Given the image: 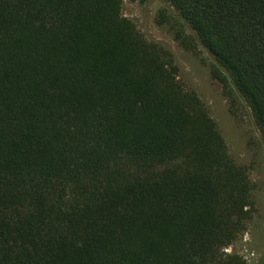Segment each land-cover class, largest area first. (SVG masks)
<instances>
[{"label": "trees", "instance_id": "obj_1", "mask_svg": "<svg viewBox=\"0 0 264 264\" xmlns=\"http://www.w3.org/2000/svg\"><path fill=\"white\" fill-rule=\"evenodd\" d=\"M124 0H0V264H250L248 168ZM264 137V0H166Z\"/></svg>", "mask_w": 264, "mask_h": 264}, {"label": "rangeland", "instance_id": "obj_2", "mask_svg": "<svg viewBox=\"0 0 264 264\" xmlns=\"http://www.w3.org/2000/svg\"><path fill=\"white\" fill-rule=\"evenodd\" d=\"M166 0H124L123 14L149 40L169 49L179 67V79L207 106L224 137L230 155L248 168L254 185L255 209L246 233L228 248L250 264H264V137L251 108L215 77L218 65L194 32L174 22Z\"/></svg>", "mask_w": 264, "mask_h": 264}]
</instances>
